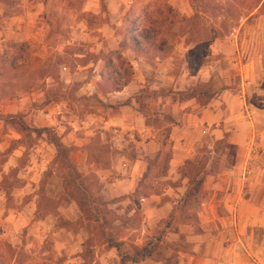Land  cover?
<instances>
[{"label":"rangeland","instance_id":"obj_1","mask_svg":"<svg viewBox=\"0 0 264 264\" xmlns=\"http://www.w3.org/2000/svg\"><path fill=\"white\" fill-rule=\"evenodd\" d=\"M107 4L119 10L111 14ZM149 18L160 26L152 40L142 42L139 54L147 73L155 56L169 58L168 70L176 78L185 69L194 74L212 65L213 70L208 81L196 80L187 90L184 82L164 84L146 76L136 95L138 110L145 112L153 91L175 98L194 93L205 103L212 94L238 96L243 88L246 104L260 112L257 122L264 121V0H0V264H120L116 249L104 243L108 237L122 241L126 250L148 239L157 242L161 260L124 264H182L198 243L219 232L226 239L234 230L228 211L208 206L206 190L198 201L184 202L186 179L179 170L191 169L185 165L190 160L209 171L232 165L247 174L264 171V123L254 124L251 135L241 133V147L228 142L216 147L208 135L195 141L173 179L166 164L175 149L168 115L147 118L155 140L147 146L148 137H138L134 128L122 130L118 119L103 129L119 104L88 95L107 57L120 54L129 61L134 54L127 50L129 40L143 34ZM174 84L183 90H173ZM126 113L124 121L130 117ZM43 127L49 131L34 130ZM53 136L68 150L76 180L55 158ZM156 153V163L134 193ZM243 159L250 163L240 164ZM74 197L86 198L93 220ZM95 217L106 224L99 228Z\"/></svg>","mask_w":264,"mask_h":264},{"label":"crops","instance_id":"obj_2","mask_svg":"<svg viewBox=\"0 0 264 264\" xmlns=\"http://www.w3.org/2000/svg\"><path fill=\"white\" fill-rule=\"evenodd\" d=\"M110 6L107 4L111 14L119 10L117 4H114L113 7ZM127 50L134 53L128 59L132 68L128 84L120 91L102 95L96 88L97 81H94L93 85L90 82L89 85L92 87H90L88 95L94 94L103 104H107V102L108 104L113 102L119 104L116 112L107 113L108 117L102 123L103 129L111 128L116 123L114 121L118 119L117 127H122V130L134 128L138 137H148V140H144L147 146L155 144L152 134L154 127L152 122L146 121L147 118L160 113L170 117L168 123L169 141L175 148L168 162L170 178L174 177L173 179H175L178 176L176 171L184 163L183 161L190 157L195 141L208 135L214 141L225 138L228 143L241 147L245 142L244 134L241 133L249 132L250 134L254 124L258 126L260 122L264 123V121L257 122V119L260 118L257 115L260 112L254 110L250 106L251 104H246L244 91L240 92L238 96L228 91L218 92L210 95L205 103L199 102L195 94V96L189 94L184 98L179 96L175 98L171 96V93L167 95L163 92L153 91L154 93L151 92L146 100L145 112L138 110L136 95L143 87L142 83L146 81V76L152 75L158 80L163 79L164 84L170 82L169 80L174 83L184 82V90H187L194 85L196 80L208 81L213 66H201L194 74L185 69L186 71L184 70V73L176 78V75L171 74L168 70L171 64L169 58L155 56L153 66L149 67L148 74L147 67H145L147 64L143 61V57L136 53L131 45ZM188 63L186 58L184 64L188 65ZM155 83L149 90L158 85V82ZM175 86L174 84L173 90H183L181 87L175 89ZM125 112L131 119L127 117L124 121ZM133 117L138 120V123L132 122ZM117 129L114 128V131H118ZM238 134H241V138L236 140L235 137ZM180 149H183L184 152ZM245 163L250 162L248 159L240 160V164ZM231 167L222 172H216L214 175L206 176L203 185L207 180H210V185L203 187L207 196H210L208 206L212 207V210L220 208L228 211L230 216L227 220L234 224V230L226 239L225 234L219 232L212 235L211 241L207 240L203 244L198 243L192 249L193 253L182 264H264V171L248 170L250 174H247L246 170L238 172L234 165ZM167 204L169 203L165 202L162 204L164 206L160 208H165ZM218 220L224 225L228 222L225 217H220ZM255 230H260L261 235H256Z\"/></svg>","mask_w":264,"mask_h":264},{"label":"trees","instance_id":"obj_3","mask_svg":"<svg viewBox=\"0 0 264 264\" xmlns=\"http://www.w3.org/2000/svg\"><path fill=\"white\" fill-rule=\"evenodd\" d=\"M168 9H172L171 6H167ZM148 20V27L144 30L143 34L139 37H131L129 42L131 47L136 53L142 52V42H149L157 35V30L159 28V23L157 18L156 19H147ZM161 20V19H159ZM142 40V41H141ZM24 43H20L19 46H23ZM114 60L118 63V66L114 64ZM112 59L111 57H107L104 60V70L100 74V80L96 82V88L97 90L102 94H108L115 91H120L124 86L128 84L130 81L131 75H132V68L130 63L122 57L120 54L115 57V59ZM125 66V69L123 71L120 69L121 66ZM190 96H195L194 93H191ZM97 99L98 97L95 96ZM2 98V96H0ZM100 103L103 104V102L98 99ZM19 126L23 130L28 129V127L23 123V121H19ZM36 133L41 134L42 132H48L49 129L46 127L40 128V129H34ZM52 143L56 147V156L55 158L61 162V164H64L70 168V175L72 176V180H76L78 178V174L76 173V170L72 166L71 162L68 158L67 149L62 147V145L59 143V141L56 139L55 136L51 139ZM216 147L219 145L221 148L226 147L227 141L225 138H222L220 140H217ZM230 145V144H229ZM153 159H149L147 163L146 170L143 172L141 178L139 179L135 189L134 193H137L139 190V187L142 186L143 180L147 177V174L150 170L151 165L153 166L154 163H156L157 155ZM171 158V153L167 154L166 156V164L168 165V162ZM186 166H190L191 169H185L182 167L179 170L180 173V179H186V185H185V199L184 202H190L192 200L198 201L200 196H202L204 189H203V183L205 180V177L208 175H214L217 171L212 170L209 171L206 169L205 165H200L199 167H195L191 165L190 160L185 161ZM184 165V166H185ZM162 176H165V173L162 174ZM79 186V185H78ZM77 185H73L72 188H75L78 190ZM82 196L84 194L82 193ZM75 201L78 203L80 209L82 212L86 215L88 220H93L92 210L89 207V203L86 200V198L83 200H79L78 197H74ZM99 205H107L106 202L99 200L97 201ZM198 203V202H197ZM105 220H100L99 217H95L94 222L99 224V228H102L103 223ZM157 239L156 241H158ZM104 243H106L108 246L113 247L116 249L117 253L120 257V264H124L125 262H131V263H138L145 260H161L160 256L158 255V245L157 242L152 241V239H148L144 244L141 246L138 245H132L131 248L126 250L124 248V243L122 241H117L112 239L111 237H108Z\"/></svg>","mask_w":264,"mask_h":264},{"label":"built area","instance_id":"obj_4","mask_svg":"<svg viewBox=\"0 0 264 264\" xmlns=\"http://www.w3.org/2000/svg\"><path fill=\"white\" fill-rule=\"evenodd\" d=\"M243 91H244V89L242 88L241 92H243Z\"/></svg>","mask_w":264,"mask_h":264}]
</instances>
